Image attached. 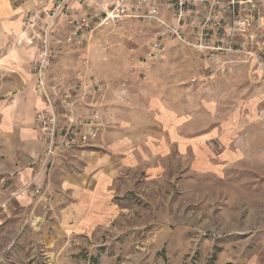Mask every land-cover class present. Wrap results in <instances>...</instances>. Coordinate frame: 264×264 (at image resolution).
<instances>
[{
  "label": "rangeland",
  "instance_id": "1",
  "mask_svg": "<svg viewBox=\"0 0 264 264\" xmlns=\"http://www.w3.org/2000/svg\"><path fill=\"white\" fill-rule=\"evenodd\" d=\"M64 23L67 80L58 94L56 76L46 82L60 123L67 93L71 116L96 113L101 128L56 150L39 179L0 156V264H264V75L232 56L202 62L175 39L153 56L147 20L71 40ZM115 92L126 102L106 142L123 149L100 140Z\"/></svg>",
  "mask_w": 264,
  "mask_h": 264
},
{
  "label": "built area",
  "instance_id": "2",
  "mask_svg": "<svg viewBox=\"0 0 264 264\" xmlns=\"http://www.w3.org/2000/svg\"><path fill=\"white\" fill-rule=\"evenodd\" d=\"M70 1L54 0L43 12L47 20L42 43L32 63L37 92L44 104L36 113L37 125L46 143L44 161L60 148L89 145L101 128L96 113L71 116L67 93H63L68 108L63 112L65 121L61 125L62 114L60 117L53 92L46 85L50 57L47 31L60 16L71 25L69 40L84 31H93L95 24L147 20L155 27L149 43L153 56L163 51L169 39H175L197 51L202 62L220 65L228 62L225 57L232 56L264 75L263 0H81L90 4L80 16L72 14ZM78 75L81 80V72ZM59 88L56 84L55 91Z\"/></svg>",
  "mask_w": 264,
  "mask_h": 264
},
{
  "label": "crops",
  "instance_id": "3",
  "mask_svg": "<svg viewBox=\"0 0 264 264\" xmlns=\"http://www.w3.org/2000/svg\"><path fill=\"white\" fill-rule=\"evenodd\" d=\"M53 1L0 0V156L3 155L8 162L9 172L38 173V179L42 173H51V170L47 168L44 161L46 143L36 120V113L44 107V104L36 91L32 63L42 43V30L46 21L43 12L52 6ZM70 3L72 14L77 16L83 14L87 5L90 4L82 3L81 0H71ZM65 20L64 16H60L56 24L47 31L50 53L46 69L47 83L50 82V76L54 75L56 84H60V80H65L63 73H66V70L63 66L71 62L70 58L62 57L58 53L60 49L66 47V43H60L61 40L58 39L64 28L69 27L64 23ZM54 56L55 60H53ZM81 62L84 63L83 70L87 72L88 61L83 58ZM79 70L82 72L81 67ZM72 75L68 76L75 82L77 78H72ZM85 75L86 73L78 81L83 80L84 85L90 82ZM47 87L50 90L49 84ZM81 90V88L80 91L78 90L79 95ZM107 99L104 109L106 129L100 140L105 147L123 149L124 141L123 143L117 141L110 145L106 141L111 132L109 126L119 127L122 124L121 121L113 124L118 115L115 114V116L114 113L126 102V99L119 96L117 92L115 97L108 96ZM111 104H116V107H112L114 105ZM60 107L58 103L57 109L60 110ZM84 108L87 111V107ZM52 173H56V169Z\"/></svg>",
  "mask_w": 264,
  "mask_h": 264
},
{
  "label": "trees",
  "instance_id": "4",
  "mask_svg": "<svg viewBox=\"0 0 264 264\" xmlns=\"http://www.w3.org/2000/svg\"><path fill=\"white\" fill-rule=\"evenodd\" d=\"M94 259H95V258H94ZM94 259H93V263L96 261V259H95V260H94ZM94 264H95V263H94Z\"/></svg>",
  "mask_w": 264,
  "mask_h": 264
}]
</instances>
